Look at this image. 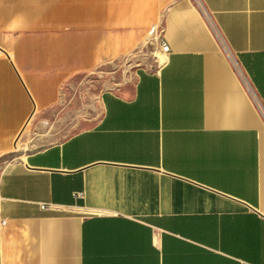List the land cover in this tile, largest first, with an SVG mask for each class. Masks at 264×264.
<instances>
[{
    "label": "crops",
    "instance_id": "crops-1",
    "mask_svg": "<svg viewBox=\"0 0 264 264\" xmlns=\"http://www.w3.org/2000/svg\"><path fill=\"white\" fill-rule=\"evenodd\" d=\"M0 159V264H264V0H0Z\"/></svg>",
    "mask_w": 264,
    "mask_h": 264
},
{
    "label": "built area",
    "instance_id": "built-area-1",
    "mask_svg": "<svg viewBox=\"0 0 264 264\" xmlns=\"http://www.w3.org/2000/svg\"><path fill=\"white\" fill-rule=\"evenodd\" d=\"M158 40V28L156 25H152L151 28H150V31H149V39H148V42L149 44H151L152 42L154 41H157ZM170 51V47H169V44L167 43L166 40H161L160 41V50L159 52L162 53V54H167L169 53ZM78 197H83V192H79L77 194ZM52 205L51 204H42V207L43 208H50Z\"/></svg>",
    "mask_w": 264,
    "mask_h": 264
},
{
    "label": "rangeland",
    "instance_id": "rangeland-1",
    "mask_svg": "<svg viewBox=\"0 0 264 264\" xmlns=\"http://www.w3.org/2000/svg\"><path fill=\"white\" fill-rule=\"evenodd\" d=\"M152 61H147V63H151ZM31 126V125H30ZM43 127H45V125H43ZM70 133V131H64V132H60V133H58L57 135H55L54 137H51V135H47V136H44V138H43V140H42V142H44V143H47V142H51V141H53V140H56V139H58V138H62L63 136H66V135H68ZM2 159H0V168H1V161Z\"/></svg>",
    "mask_w": 264,
    "mask_h": 264
}]
</instances>
